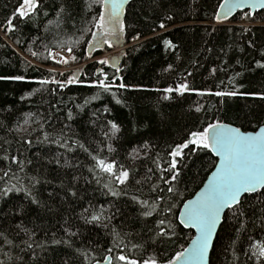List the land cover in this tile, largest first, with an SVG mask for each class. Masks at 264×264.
Returning a JSON list of instances; mask_svg holds the SVG:
<instances>
[{
	"label": "trees",
	"instance_id": "obj_1",
	"mask_svg": "<svg viewBox=\"0 0 264 264\" xmlns=\"http://www.w3.org/2000/svg\"><path fill=\"white\" fill-rule=\"evenodd\" d=\"M223 1L132 0L124 15L126 28L121 37L128 47L118 63L120 71L118 72L111 64L100 65L94 62L86 64L78 72H62L51 69L57 66V63L53 55L49 56V50L53 53L72 47V55L77 57L75 63L87 62L92 56L89 55L87 42L92 37L91 33L82 35L79 30L92 27L89 22L96 14V7L93 6V10L89 12L85 0H43L42 11H48V17L24 23L17 16L13 19L16 31L6 32L7 20L13 18L21 0H0V75H23L26 78L23 82L0 81V125L3 126L0 127V156L5 154L4 149H7L10 155H17L19 150L24 153L21 158H30L34 161V164L27 168L28 175H37L39 170L43 178L51 181L50 184L38 186L39 198L49 207L28 205L22 194L20 196L10 194L7 204L0 200V208L7 210L13 205L24 203L26 210L24 223L27 227L36 230V239L41 242L45 239L50 241L52 231H55L58 237L63 236L60 225L65 218H69L73 230L80 227L82 233L79 239L73 238L74 249L79 248L87 252L85 259L74 249L57 246L43 254L42 264L43 260H46L47 264H63L64 259H69V264H96L97 260L103 261L108 255L105 249L113 243L112 234L90 225L84 226L82 221L76 219L77 214L87 207L89 202L97 207L103 204L106 208L109 204H113L111 211L119 210L112 222L117 230L121 234L139 233L131 238L133 243H145L148 240L151 233L147 232V228L152 227L154 221L149 217L146 224L140 217L141 209L128 197L122 196L117 199L105 196L103 192L106 189L101 190L94 182L86 184L83 177L89 179L91 177L85 165H90L91 161L84 152L77 149L73 153H64L73 164L79 163V168L58 167L54 162L48 163V161L52 160L57 152H63V149H57L54 145L51 147L35 145L28 149L19 139L21 133L9 132L7 129L14 128L18 122L23 124L25 114L32 113L34 115L29 120V125H25L29 131L39 129L40 123H43L49 132L53 131V126L58 130L65 122L67 109L71 108L76 120L68 122L72 128L70 135L95 151V142L104 139L101 130L107 131L106 121L112 120L120 125L121 131L117 134L118 138L112 141L117 151L109 159L129 165L131 161L127 158V153L145 141L150 142L151 150L148 158L135 162L138 172L129 191L142 199H151L155 195L150 192L151 186L164 185L159 180L161 175L159 171L149 174L147 169L149 167L155 169L156 165L152 161L157 158V154L160 163L166 167L164 162L169 159L168 150L184 141L190 131L200 130L207 123L214 122L213 117L241 127L245 131L257 130L259 126H264V99L260 98V94H264V69L257 68L255 64L257 60L264 62V56L261 55L264 52V11L254 15L249 11L240 12L227 21L218 23L216 14ZM61 3L70 4L73 17L64 15L58 22L59 27L53 23L45 31L44 26L47 21L56 20L54 10ZM168 16L172 19L167 20ZM162 22L166 24L163 29L159 27ZM37 36L40 39L33 43ZM81 38L82 42L79 45L73 43ZM165 40L170 41L175 47L166 46ZM33 51L38 55L33 56L31 54ZM102 51H98L95 55H100ZM214 68L217 69L215 74L212 73ZM101 71L103 75H100ZM188 72L192 75L188 76ZM236 73L242 75L236 76ZM73 75L82 83L67 85L66 81ZM104 75L108 77V82L117 84L120 81L114 78L123 77V83L129 86L128 89L111 90L115 93L116 99L122 101L121 104H117L110 93H101V90L88 86L98 79H103ZM230 77L234 79V84L229 83ZM42 79L60 81L65 83V87L60 89L54 83L46 85L36 83ZM180 83H188L190 88L206 92L233 90L235 86L241 94L221 98L211 95L200 96L195 92H186L184 96L172 93L173 99L163 100L162 96L165 93L155 91L169 86L175 87ZM36 89L39 91H34ZM53 89L55 92L51 93L50 90ZM29 93L34 94L28 96ZM97 93H100L99 99L92 100L84 107V112L80 113L76 105H84L85 99H91ZM247 93L257 95H245ZM21 97L26 98L21 99ZM55 104H59L61 112H56L51 107ZM197 106H202L204 110L200 113L195 112ZM105 107L109 109L108 112L103 111ZM217 109L220 111L217 112ZM93 113L99 118L96 119ZM50 114H54L55 117L51 121L52 126L46 123ZM40 136L42 133L36 131L30 138L35 141ZM37 152L40 153L39 160L35 156ZM141 155L143 156L144 153L141 152ZM186 160L188 167L182 169L180 183L177 186L183 192L184 199H190L202 187L214 169L213 161L217 159L211 153L199 151L196 156L186 157ZM5 166V162L0 160V169ZM12 169L15 171L16 166L12 165ZM73 175L81 177L75 184V189L83 200L76 198L62 200L61 197L65 196V192L58 186L62 182L64 185H71ZM146 175H151L152 180L141 185L135 184L136 179H143ZM9 183L16 181L11 180ZM24 183H27V180ZM4 186L5 182L0 181V187ZM48 192H55L56 196L50 199ZM249 215H252L251 210ZM18 222L19 220L15 219L0 224V227L7 231L9 239H14L16 243H19L20 238L14 236L10 225ZM178 230L181 239L175 246L164 245L165 255L178 250L181 244L187 246L188 237L194 234L192 230L182 226ZM45 232L48 233V237L44 236ZM253 234L256 238H261L256 234V230H253ZM232 238H234L232 225L225 224L219 230L215 241V248L211 254L212 264H229L232 259L231 254L226 253L224 248ZM243 238L242 235L241 239ZM152 247H149V252L152 251ZM3 251H9L14 257L22 256L23 260H17L16 264H33L29 256L20 253L18 249H9L6 245H0V259H5L2 255ZM37 251L40 252L39 249ZM113 254L115 255L116 252ZM125 254L138 257L144 253L138 249H131L129 245L125 249ZM244 259L241 256V260ZM113 264L119 262L113 261Z\"/></svg>",
	"mask_w": 264,
	"mask_h": 264
},
{
	"label": "snow or ice",
	"instance_id": "obj_2",
	"mask_svg": "<svg viewBox=\"0 0 264 264\" xmlns=\"http://www.w3.org/2000/svg\"><path fill=\"white\" fill-rule=\"evenodd\" d=\"M42 3L43 0H21L13 18L7 20L8 27L6 32L16 31L13 19L17 16L24 23L35 22L41 17H48L49 12L42 11ZM129 3L130 0H90V2L85 0L89 12L93 10V6L97 9L96 14L91 17L89 22L92 27L79 30L82 35L91 33L92 39L87 42L89 50H94L98 46L103 45L112 47L110 38L117 40L120 38L126 28L124 22L125 5ZM245 6L253 9H264V0H224L220 7H227L228 11L224 14L223 19H228L233 9ZM54 11L56 20H48L44 26L45 31L53 23H56L57 27H59L60 24L58 22L62 16L73 17L70 4L68 3H61ZM166 19L171 20L172 17L168 16ZM216 20L222 22L219 13L216 14ZM37 26L39 27V25ZM73 27H75V23H73ZM159 27L163 29L166 24L162 22ZM39 39V36L35 37L33 43ZM133 39H138V37H133ZM81 42L82 38L75 40L73 43L79 45ZM164 43L166 46L175 47L170 41L165 40ZM249 46H251V43ZM45 47L47 46L45 45ZM67 51L72 53L73 48L69 47ZM208 51L210 52L211 49ZM31 54L33 56L38 55L34 51ZM52 55L49 50V56ZM261 55L264 56V52ZM76 59L77 57L72 55V60ZM57 62L67 64L68 60L64 59ZM96 63L106 65L109 61L100 59ZM255 64L257 68L264 69V62L257 60ZM169 69H171V65H169ZM221 70L223 71L224 69ZM117 71L119 72L120 69L117 68ZM216 71L217 69H212L213 74ZM100 75H103L102 71ZM187 75L191 76L192 73L188 72ZM240 75L242 74L236 73V76ZM114 79L120 82L118 84L108 82V77L104 75L103 79H98L88 86L101 90V93H110L115 102L121 104L122 101L116 99L115 93L111 90L113 88L128 89L129 86L123 83V77H115ZM25 80L26 78L23 75H0V81L23 82ZM36 83L41 85L54 83L60 89L65 87V83L57 80L42 79L36 81ZM74 83H82V81H79L75 75L66 81L67 85ZM222 83L223 81H221ZM229 83L234 84L232 77L229 78ZM34 91H39V89ZM50 91L54 93L55 89ZM155 91L165 93L162 96L163 100L173 99L172 93L184 96L186 92H195L200 96L211 95L221 98L235 97L241 94L235 86L233 90L206 92L192 89L188 83H180L175 87L169 86L164 89H155ZM33 94L29 93L28 96ZM245 95L257 94L247 93ZM99 97L100 93H97L91 99H85L84 105H76V108L80 113H83L84 107L90 104L92 100L99 99ZM25 98L21 97V99ZM260 98L264 99V94H260ZM51 107L56 112L62 111L59 104ZM7 110L10 111V109ZM203 110L202 106L195 108L197 113ZM103 111L108 112L109 109L105 107ZM219 111L220 109H217V112ZM33 115L32 113L25 114L23 124L18 122L14 128H8L7 131L21 133L22 135L19 139L28 149L35 145H46L48 147L54 145L57 149H63V152H57L56 156L48 161V163L54 162L58 167L79 168V163L73 164L64 155V153H73L79 149L91 161L90 165H85L91 177V179L83 177L86 184L94 182L100 186L101 190L106 189L103 192L105 196L117 199L122 196L128 197L129 200L139 206L141 209L140 217L145 220L146 224L149 217L153 218V226L147 228V232L151 233L148 240L145 243H133L131 238L134 235H139V233L126 232L121 234L117 230L112 222L119 210L117 209L116 212L111 211L114 207L113 204H109L106 208L103 204L97 207L89 202L88 206L77 214L76 219L82 221L84 226L90 225L103 229L113 236L112 245L105 249L108 255L103 258V261L97 260L96 264H113V261H118L119 264H212L211 254L215 248V241L218 238L219 229L225 224L232 225L234 237L224 248L226 253L231 254L232 259L229 264H248V262L264 264V126H259V130L243 131L241 127L213 117L214 122L207 123L200 130L190 131L184 141L175 144L168 150L169 159L164 162L167 165L166 167L160 163L159 154H157V158L152 161L156 165L155 169L149 167L147 173L154 174L159 171L161 173L159 180L162 181L164 186L153 184L150 192L155 194L154 197L142 199L140 196L131 193L129 189L135 174L138 172L135 162L148 158L151 150L150 142L145 141L138 147H133L127 153V158L131 161V164L125 165L115 159H109L117 151L112 141L118 138L117 134L121 131L120 125L116 122L112 120L106 121L105 127L107 131L101 130L104 139L103 141L95 142L96 149L93 151L84 142L78 138L73 139L72 135H70L72 128L68 122L76 120V115H74L71 108L67 109L64 117L65 122L62 126L58 130L53 126V131L51 132L47 131L44 124L39 121H33L34 123H40L39 129L29 131V128L25 127V125H29V120ZM93 116L96 119L99 118L95 113H93ZM53 118H55L54 114H50V118L46 123L52 126L51 121ZM93 123H95V120H93ZM0 127L3 126L0 125ZM36 131L41 132L42 136L37 137L34 141L30 137ZM199 151L211 153L212 156L217 158V160L213 161L214 170L207 177L203 187L195 193L193 199H184L183 192L177 186L180 183L181 172L183 168L188 167L186 157L196 156ZM141 152L144 153L143 156ZM4 153L3 156H0V160H3L6 166L0 169V172H2L0 181H4L5 186L0 187V200L7 204L10 194H16L17 196L22 194L28 205H35L40 208L49 207L39 198L38 186L46 183L50 184L51 181L43 178L39 174V170L37 175H28L27 168L29 165L34 164L33 159L21 158L24 153L19 150L17 155H10L7 149H4ZM35 156L39 160L40 153H35ZM12 165L16 166L15 171H13ZM20 173L24 175L21 176L19 175ZM80 179V176L73 175V183L71 185H64L62 182L58 186L65 192V196L61 197L62 200L68 198L83 200V197L75 189V184ZM11 180H15L16 183H9ZM25 180H27V183H24ZM151 180L152 176L146 175L143 179H136L135 184L141 185ZM47 195L51 199L56 196V193L48 192ZM250 201H255V203H250ZM49 210L51 209L49 208ZM249 210L252 212L251 216L249 215ZM25 215L24 203L13 205L7 210L0 208V224L8 223L15 219L19 220L18 223H12L10 227L14 231V236L20 238L19 243H16L14 239H9L7 231L0 227V245H6L9 249H18L20 253L29 256L33 264H42L43 254L57 246L73 250V238L79 239L82 234L80 227H76L73 230L70 219L65 218L60 225L63 236L58 237L57 233L52 231L50 241L48 239L43 242L37 241L36 230L27 227L24 223L23 217ZM181 226L185 229H193L194 234L188 237L187 246L181 244L178 250H175L170 255H165L164 245L172 244L175 246L181 239V233L178 230ZM253 230H256V234L260 235L261 238H256ZM242 235L243 239H241ZM44 236L48 237V233L45 232ZM126 238L127 243H125ZM129 245H131V249H138L144 254L138 257L125 254V249ZM155 245L159 247H152ZM149 247H152L151 252L148 251ZM74 250L79 256L87 259L86 251L79 248ZM114 252H116L115 255L113 254ZM2 255L5 259H0V264H16L17 260H23L22 256L14 257L9 251H3ZM241 256L245 259L241 260ZM43 264H47V261L43 260ZM63 264H69V259H64Z\"/></svg>",
	"mask_w": 264,
	"mask_h": 264
},
{
	"label": "rangeland",
	"instance_id": "obj_3",
	"mask_svg": "<svg viewBox=\"0 0 264 264\" xmlns=\"http://www.w3.org/2000/svg\"><path fill=\"white\" fill-rule=\"evenodd\" d=\"M110 39H111L113 46L109 47L110 48L109 50L107 49L108 47H106L104 50V49H101L100 46H98L94 50H89V55H92V56L84 64L75 63V60H72V53H69L67 51V49H61V50L53 52L52 53L53 58H54L55 62L57 63V66L51 67V69L56 70V71H62V72H65V71H76V72H78L86 64L94 63L100 59H107L109 61L108 64H111V60L113 57L121 55V50L123 48L121 45L124 44V48H127L128 45H126L123 42V38L121 36L118 40L115 38H110ZM98 51H102V53L100 55H95ZM64 59L68 60L67 64H65L63 62H59V63L57 62V61H62Z\"/></svg>",
	"mask_w": 264,
	"mask_h": 264
},
{
	"label": "water",
	"instance_id": "obj_4",
	"mask_svg": "<svg viewBox=\"0 0 264 264\" xmlns=\"http://www.w3.org/2000/svg\"><path fill=\"white\" fill-rule=\"evenodd\" d=\"M131 1H132V0H130V2H131ZM223 3H224V1L222 2V4H223ZM129 4H130V3H129ZM129 4L125 5V10H126V8H127V6H128ZM227 11H228L227 7H225V8H221V7H220V9H219V11H218V13H219V15H220V17H221V21H222V22L227 21L228 19L234 17L236 14H238V13H240V12H246V11H249L251 15H254V14H256V13H259V12L264 11V9H260V8L253 9V8H250V7H247V6H245V7H243V8H235V9H233L232 12L229 14V18L226 19V20H224L223 17H224V14H225ZM217 22H218V21H217ZM222 22H218V23H222ZM121 46L123 47L122 50H121V55H120V56H115V57H113L112 60H111V66H112L113 68H116V70H117V68H118V63H119L120 60H122L123 53L125 52V49H126V48H124V44H122ZM257 130H259V128H258ZM243 131H245V130H243ZM250 131H254V130H250ZM215 158H216V157H215ZM216 159H217V158H216ZM213 170H214V169H213ZM209 175H210V174H209ZM202 187H203V185H202ZM202 187H201V188H202ZM201 188H200V189H201ZM200 189H199V190H200ZM199 190H198V191H199ZM198 191H197V192H198ZM193 198H194V196H193L192 198H190V199H193ZM190 230H192V231L194 232L193 229H190ZM219 230H220V229H219Z\"/></svg>",
	"mask_w": 264,
	"mask_h": 264
},
{
	"label": "flooded vegetation",
	"instance_id": "obj_5",
	"mask_svg": "<svg viewBox=\"0 0 264 264\" xmlns=\"http://www.w3.org/2000/svg\"><path fill=\"white\" fill-rule=\"evenodd\" d=\"M101 47V49H104V48H106L107 46L106 45H103V46H100Z\"/></svg>",
	"mask_w": 264,
	"mask_h": 264
}]
</instances>
